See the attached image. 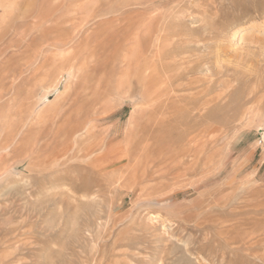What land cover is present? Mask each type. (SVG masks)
Listing matches in <instances>:
<instances>
[{
	"label": "rangeland",
	"instance_id": "374dc122",
	"mask_svg": "<svg viewBox=\"0 0 264 264\" xmlns=\"http://www.w3.org/2000/svg\"><path fill=\"white\" fill-rule=\"evenodd\" d=\"M149 31L152 61L193 66L167 109ZM74 126L105 177L52 157ZM0 157L1 262L264 264V0H0Z\"/></svg>",
	"mask_w": 264,
	"mask_h": 264
},
{
	"label": "bare ground",
	"instance_id": "6f19581e",
	"mask_svg": "<svg viewBox=\"0 0 264 264\" xmlns=\"http://www.w3.org/2000/svg\"><path fill=\"white\" fill-rule=\"evenodd\" d=\"M172 3V2H171ZM213 5V4H212ZM216 5V4H215ZM29 6V5H28ZM177 9V8H176ZM217 12V11H216ZM215 13V12H214ZM20 15V14H19ZM218 15V14H216ZM190 16V15H189ZM83 17V16H82ZM17 19V18H16ZM152 31H149L147 33V40H146V52L143 56V59H141L142 64H141V86H142V96H143V100H144V105H145V109H151V110H156L158 108H168V102L174 98H179L180 95L178 94L184 79L189 75V70L193 69V66L187 67L186 69H183L182 71H178L175 72L177 69H171L169 72V70H167V67L162 63L161 57L158 58V63L151 60V57L149 55V53L152 51L149 43L152 39L153 34L151 33ZM190 32V31H189ZM189 34V33H188ZM59 35V34H58ZM171 35V34H170ZM169 35V36H170ZM194 35V34H192ZM168 36V37H169ZM73 37V36H72ZM57 38V37H56ZM69 38L71 39L70 35L68 34H64V32H61V36H59L57 38V40L59 42H64V43H69ZM73 39V38H72ZM56 40V41H57ZM57 41V42H58ZM190 41V40H189ZM137 42V41H136ZM134 44V43H133ZM139 45V43H138ZM196 45V44H195ZM115 47V46H114ZM143 47V46H142ZM138 48V47H136ZM158 49V46H157ZM27 50V49H26ZM156 51V50H155ZM135 53V52H134ZM161 53V52H160ZM131 55V54H130ZM158 56V55H157ZM60 57V56H59ZM155 57V56H154ZM128 58V57H127ZM142 58V56H141ZM153 59V58H152ZM182 60V59H181ZM180 61V59H179ZM130 62V61H129ZM64 66V65H63ZM59 67L56 68V70H62L65 67ZM178 68V67H177ZM180 69V68H179ZM187 70V71H186ZM53 71V70H51ZM49 72V70H48ZM130 72V70H129ZM169 72V74L167 75V73ZM175 72V73H172ZM138 73V72H137ZM68 74L70 76V78H72L74 76V70L73 67H69L68 69ZM137 75V74H136ZM205 77V76H203ZM82 78V77H81ZM124 78V77H123ZM230 80V79H228ZM137 81V80H136ZM192 81V80H190ZM99 83V82H98ZM139 83V79L138 82ZM59 84V81L57 80V82H55L54 87L56 88ZM101 84V83H100ZM140 87V86H139ZM191 85H186L182 88L185 89H191ZM187 91V90H186ZM186 93V92H185ZM167 97L162 98L163 96ZM188 94V93H187ZM161 97V98H160ZM47 98V94H43L41 99H46ZM187 97L183 96L181 98V100H186ZM182 104H184L182 102ZM143 106V105H142ZM20 107V106H19ZM183 107V106H182ZM59 109L58 106L50 108L49 112L46 114L45 113V118H48L49 116L55 114V112ZM182 110V109H180ZM60 114V113H59ZM78 114V111H77ZM39 115V114H38ZM50 119V118H49ZM84 127L83 126H74L72 128H70L67 133H65V138H66V142H65V146L63 148L62 151H57L58 153H56L54 156L55 158H59L62 156L64 157L67 154H71V152L73 153L72 156H74V150H77L80 153H77L75 155V159L78 161H82L83 164H86V166L90 167L92 170H95L100 176L105 177L106 175H108L110 169L112 168V165H106L104 163H102L101 161H99L100 157L103 156L104 152H100L101 154L97 155L98 153L94 154V152H96L97 150L95 149V147L99 146L100 144L97 142H89L88 144L84 145L83 147H79V145L81 143H84L85 140H87L88 138L91 137H95L96 133H92L91 131H89L90 129L86 127V129L83 131ZM61 132V131H60ZM38 135V134H36ZM82 135V139L79 137ZM85 135V136H84ZM192 135V134H191ZM35 136V135H34ZM84 137V138H83ZM192 137V136H191ZM98 138V137H97ZM192 139V138H191ZM35 140V138H34ZM33 141V139H32ZM89 141V140H88ZM34 142V141H33ZM199 142V141H198ZM75 145H77L78 147H76ZM202 145V144H201ZM8 148V147H7ZM37 148V147H36ZM78 148V149H77ZM112 149V148H111ZM39 150L41 151L42 148ZM38 150H35V148L33 147L32 152H36ZM123 151V150H122ZM51 155V154H50ZM105 155V154H104ZM181 157V156H180ZM32 160H30L29 162V166H34V165H38L39 164V160L36 161V157H31ZM52 159V158H51ZM105 159V158H104ZM108 159V158H107ZM106 159V160H107ZM116 159V158H115ZM139 159V158H138ZM3 161V157H0V163ZM99 161V162H98ZM102 164H101V163ZM105 162V161H104ZM168 162V161H167ZM225 162V161H224ZM64 164V163H63ZM82 165V164H81ZM140 165V164H139ZM111 176V175H110ZM134 176V175H133ZM137 187V186H136ZM145 194V193H144ZM148 195V194H147ZM146 196V194H145ZM171 221V220H170ZM165 225V224H164ZM171 228V227H170ZM178 231V230H177ZM185 246V245H183ZM263 251V250H262ZM20 257V256H19ZM186 257V256H185ZM3 262V263H2ZM0 261V264H9L7 262L4 261ZM18 263V261L16 262Z\"/></svg>",
	"mask_w": 264,
	"mask_h": 264
}]
</instances>
